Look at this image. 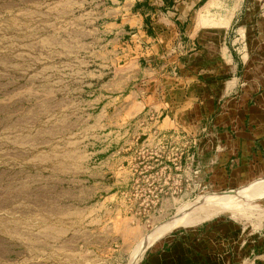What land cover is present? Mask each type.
<instances>
[{"label":"rangeland","instance_id":"rangeland-1","mask_svg":"<svg viewBox=\"0 0 264 264\" xmlns=\"http://www.w3.org/2000/svg\"><path fill=\"white\" fill-rule=\"evenodd\" d=\"M210 3L194 15L187 35L195 45L156 93L155 112L136 107L123 119L127 127L105 135L81 113L93 92L84 85L98 78L89 47L103 41L84 32L108 19L100 1L0 0V152L25 163L6 175L0 168V237L11 230L17 245L13 263L0 264L41 256V264H132L149 235L180 210L264 184V175L253 182L264 172V158L255 155L264 130V68L247 65L264 60V0ZM41 171L51 178L37 177ZM261 229L264 198L173 229L137 264L170 254L183 239L202 241L205 253L213 240L218 264L246 257L244 264H253L264 248ZM40 240L38 252L23 247Z\"/></svg>","mask_w":264,"mask_h":264},{"label":"crops","instance_id":"crops-1","mask_svg":"<svg viewBox=\"0 0 264 264\" xmlns=\"http://www.w3.org/2000/svg\"><path fill=\"white\" fill-rule=\"evenodd\" d=\"M99 1L98 7L108 19L104 21L103 17H100L98 19V22L101 20L99 28H95L92 32L89 30L84 32L89 37L95 32L96 36L100 38L99 41H103V43L97 44V49L89 47L91 49L89 50L90 55L95 58L94 65L98 78L84 85V87L93 88V92L88 95L87 101L84 102L88 112L82 111L81 113L90 117L95 127L103 126L105 135H107V131H111L114 127L119 130L127 127L122 126L123 119L136 107L143 110L148 108L149 112H155L158 107L155 105L158 103L156 93L161 87H164V82L174 79L172 75H176L177 68H182V62L180 63L182 58L179 60V57L187 53V49L191 45H195V42L187 35L188 28L198 22L194 15L204 14V9L211 3L210 0L205 3H203L204 0ZM201 3L203 6H200ZM262 26L264 28V21ZM88 41L90 44H95L97 40ZM260 60V62L257 59L256 62L248 60L247 65L250 71L256 68H264V60ZM142 87L144 90H141ZM77 102L69 100L70 104ZM68 110L67 113L72 112L71 108ZM150 119L156 122L155 113ZM263 121L264 116L261 117V126H264ZM260 130L262 141L260 142V150L255 155L264 158V130ZM232 136L234 139V135ZM239 136L243 137L242 140H246L249 134L239 132ZM199 141L200 150L203 154L206 141L203 139ZM10 152L11 150L0 152V163H2L0 168L6 169L5 175L14 167L21 168L25 165L24 162L13 163V160L8 158ZM239 152L240 150L238 152L236 150L237 154ZM236 153L233 151L232 154L236 155ZM217 159L214 158L212 162H217ZM52 167H55L54 163ZM36 174L42 179L49 177L45 175L44 171L36 172ZM263 175L264 172L255 177L253 182L259 181L256 179ZM49 214L54 216L52 213ZM52 228L53 235L55 232L59 234L58 227L57 230L54 226ZM260 232L264 233V229H261ZM9 233L11 234V230ZM10 234L0 237V262L13 263V257L17 256V253L13 252V248H16L17 245ZM53 239L50 240L52 249L55 246L53 243L56 242V239ZM213 242L212 240L211 246H208L209 250L205 253L202 241L197 240L192 243L190 240L183 239L173 245L170 254L149 255L146 257L147 259L145 258L146 261L143 259L140 264H218L219 255L215 254L214 256ZM44 246L45 243L40 240L28 241L23 247L38 252ZM13 254L16 255L13 256ZM252 254L253 250L249 252L248 257H251ZM19 257L24 256L20 255ZM42 257L26 260L32 262L31 264H41L45 261ZM246 261L247 257L243 260V264ZM252 262L253 264H264V248L260 250Z\"/></svg>","mask_w":264,"mask_h":264},{"label":"bare ground","instance_id":"bare-ground-1","mask_svg":"<svg viewBox=\"0 0 264 264\" xmlns=\"http://www.w3.org/2000/svg\"><path fill=\"white\" fill-rule=\"evenodd\" d=\"M261 198H264V184L255 186L252 189H241L230 194L202 197L194 205H190L182 211L180 210L174 218L161 224V228L159 227L156 232L149 235L150 237L141 246L142 248L139 249L132 264H137L146 247L152 245L173 229L196 225L220 214L232 215L237 211H241L244 207L253 206V202Z\"/></svg>","mask_w":264,"mask_h":264},{"label":"water","instance_id":"water-1","mask_svg":"<svg viewBox=\"0 0 264 264\" xmlns=\"http://www.w3.org/2000/svg\"><path fill=\"white\" fill-rule=\"evenodd\" d=\"M173 217H171V218H169V219H172ZM169 219H167V220H169ZM160 225V224H159ZM158 226V225H157Z\"/></svg>","mask_w":264,"mask_h":264},{"label":"trees","instance_id":"trees-1","mask_svg":"<svg viewBox=\"0 0 264 264\" xmlns=\"http://www.w3.org/2000/svg\"><path fill=\"white\" fill-rule=\"evenodd\" d=\"M204 2V1H203Z\"/></svg>","mask_w":264,"mask_h":264}]
</instances>
